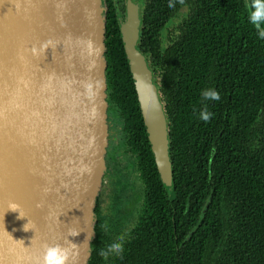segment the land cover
<instances>
[{"label": "trees", "instance_id": "1", "mask_svg": "<svg viewBox=\"0 0 264 264\" xmlns=\"http://www.w3.org/2000/svg\"><path fill=\"white\" fill-rule=\"evenodd\" d=\"M105 1L106 163L117 167L114 152L123 149L142 182L133 239L117 264H264V41L247 22L246 0H146L138 49L168 116L172 198L150 150L113 1ZM183 6L190 12L164 46L161 32ZM207 89L220 100H203ZM205 107L207 123L198 119ZM92 243L90 264L100 251Z\"/></svg>", "mask_w": 264, "mask_h": 264}, {"label": "water", "instance_id": "2", "mask_svg": "<svg viewBox=\"0 0 264 264\" xmlns=\"http://www.w3.org/2000/svg\"><path fill=\"white\" fill-rule=\"evenodd\" d=\"M114 3L150 150L172 198L169 121L138 49L140 3L125 0L124 19ZM105 19L102 0H0V264H35L43 244L67 247L66 238L78 245L74 264L89 263L106 172ZM70 228L79 234L67 237Z\"/></svg>", "mask_w": 264, "mask_h": 264}, {"label": "rangeland", "instance_id": "3", "mask_svg": "<svg viewBox=\"0 0 264 264\" xmlns=\"http://www.w3.org/2000/svg\"><path fill=\"white\" fill-rule=\"evenodd\" d=\"M123 2L125 12V0ZM189 12V7H182L166 26L168 29H165L161 35L164 46L169 42L170 36L178 32ZM115 159L118 166L105 172L101 186L102 194L105 197L103 211L109 218L108 222L106 221V226L110 231L123 229L126 221L136 219L135 214L142 203V182L135 171L133 162L128 156L123 155V149L116 152Z\"/></svg>", "mask_w": 264, "mask_h": 264}, {"label": "flooded vegetation", "instance_id": "4", "mask_svg": "<svg viewBox=\"0 0 264 264\" xmlns=\"http://www.w3.org/2000/svg\"><path fill=\"white\" fill-rule=\"evenodd\" d=\"M112 1H113V7H115L114 0H112ZM135 1H133V2H135ZM137 2L140 3V16H141V21H142V16H143L147 1L146 0H142V1L137 0ZM102 3L106 8V1L102 0ZM116 6H117L118 11L122 15V18H123V13H124V2H123V0H117ZM115 11H116V8H115ZM162 32H161V35H162ZM108 119H109V117H108V113L106 111V128L108 130V135H109L111 130L109 129L110 126H109ZM113 132H115V131H112V133ZM108 135L106 136V141L108 139ZM107 149L108 148L106 147V144H105V166H106V171L108 170V172H109L112 167L114 168V165L111 164L109 166L106 163ZM116 152L117 151L115 150L114 160H116L115 159L116 158ZM124 154L125 153H123V155ZM104 199H105L104 194H102V191L100 188L98 195H97L96 206H95V210H94L96 221H95L94 239H93V242L97 241V239L99 240V250L100 251H99V257L96 258V261L93 264H117L119 262V260L125 254H127L129 251V246H130V243L132 242V239H133L132 235H131L132 234L131 230H132L137 218L139 217V214H140L139 210L140 209L139 208L137 209V213L135 214L136 219L131 220V221H126L123 229H117L115 231H110L106 226V224H107L106 221H107V219L109 220V218L106 216V212L103 211L104 206H105ZM128 216H130V215H128ZM128 244H129V246H128ZM127 246H128V248H127ZM91 248H92V246H91ZM102 252H104L106 254L101 255ZM92 253L93 252L91 249V254H90V258H89L90 262L88 264L91 263Z\"/></svg>", "mask_w": 264, "mask_h": 264}, {"label": "clouds", "instance_id": "5", "mask_svg": "<svg viewBox=\"0 0 264 264\" xmlns=\"http://www.w3.org/2000/svg\"><path fill=\"white\" fill-rule=\"evenodd\" d=\"M171 6V5H170ZM245 15L248 24L252 27L253 31L256 33L257 38L264 41V0H246L245 3ZM35 51V49H32ZM139 82H143V78L137 76ZM201 96L205 101H219L220 94L214 89H207L201 92ZM213 113L207 110L205 107L200 111L198 119L207 123L212 118ZM13 211H18L19 205L15 203H10L9 208ZM25 229V227H24ZM29 229H25L27 231ZM79 234V231L70 228L67 233L68 236L75 237ZM10 235V234H9ZM11 236V235H10ZM12 237V236H11ZM67 247L61 244L49 245L47 243L42 245V252L36 258L35 264H69V261L74 262L78 259L79 249L78 245L71 242L66 238ZM106 253L102 252L101 255Z\"/></svg>", "mask_w": 264, "mask_h": 264}]
</instances>
